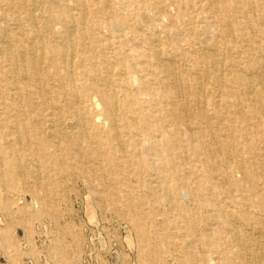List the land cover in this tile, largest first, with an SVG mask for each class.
I'll return each mask as SVG.
<instances>
[{"label":"rangeland","instance_id":"rangeland-1","mask_svg":"<svg viewBox=\"0 0 264 264\" xmlns=\"http://www.w3.org/2000/svg\"><path fill=\"white\" fill-rule=\"evenodd\" d=\"M107 1L87 0L88 12L94 15L112 12L123 17L124 22L121 23L126 31L125 38L132 37L128 35V30L136 23L138 32L140 28L145 29L144 23L136 17L140 12H148L151 25L148 31L153 34L151 38L155 40V49L159 51L163 64L172 63L173 68L184 77L193 73L202 75L209 115L228 111L234 119L239 120V115L233 113L236 108L232 105L243 98L241 91L234 96L231 92L236 87L218 86L210 78L206 79L207 68L199 66L192 53L190 43H210L213 49H219V62L223 66L228 64L229 55L222 52L225 47L222 42L225 40L214 36L215 28L207 34L204 30L206 20L197 18L198 10L202 9L181 6L175 0ZM67 4L73 6L75 3L68 0ZM5 12L20 11L17 8H0V16ZM35 14L33 12L31 19L22 23V36L25 39L38 42L40 38L35 33V26L42 28V22L56 27V30L62 29L49 14L41 13L40 18L39 13L38 17ZM5 20L7 25L17 28L18 25H14L10 18ZM2 25L1 20L0 29ZM196 28L198 34L194 35L193 29ZM108 30L114 31V27L110 25ZM125 42L130 45L131 55L136 51V57L142 58L141 48H136L130 40ZM228 44L232 43L229 41ZM85 53L88 56V59L82 60L85 63L95 59L109 67L120 63L119 48L100 49L89 40H84L80 42L77 53L68 57L69 62L74 64L72 79L82 74V67L77 65ZM233 55L243 57L238 52ZM126 59L129 60L128 57ZM150 59L152 67H159L157 55ZM172 59L175 64L171 62ZM45 70L43 75L47 83H41V77L35 74L21 76L19 85L25 89V98L20 99L12 83V75H8L0 64V264H181V249L185 245L196 255L208 254L209 246L199 247L195 234L186 232L182 208L186 205L192 217L202 219L209 214V207L203 197L191 198L181 185L185 182L194 185L210 183L225 188V177L221 173L212 174L213 171L209 170L208 160H213L215 154H210L203 147L201 139L193 133L197 126L194 120L188 116L180 127L167 119L160 121V112H153L155 102L146 103V119L150 123L162 122V126L157 131L152 130V134L163 145L164 154H171L179 169L166 173L158 166L149 168L139 165L136 171L146 179L145 183L130 168L129 161L135 157V151L128 144L123 145L115 155H105L102 162L96 159L93 151L91 155L81 157L79 147L69 148L68 140L72 135L83 142L104 139L109 123L105 122L101 128L97 126L94 135L78 130L73 120L65 114V108L73 106L80 109L89 96L101 103L99 96L92 89L84 90L83 85L74 84L76 79H73L74 95L79 98L77 103L73 102L71 94L65 97L61 94L58 76L50 74L53 68L49 63ZM130 74L134 77L131 86L135 88H139L142 78L150 76L143 64H137ZM39 85L42 89L35 91ZM261 98L264 99V90ZM18 127L23 129L22 132L19 133ZM205 130L209 131V128ZM176 131L180 133L179 140L187 150L178 158L172 156L175 148L169 150L166 147L170 135ZM131 138H134L133 133L127 132L125 139ZM53 143H60L62 153L68 152L65 164L60 160L61 155L51 147ZM119 143V140H112V145L117 149L121 148ZM209 143L206 141L205 145ZM102 146L108 149L106 142ZM160 154V151L154 150L147 153L146 158L154 161ZM117 163H125L123 182L119 178L111 182L104 177L107 166L114 167ZM163 172L176 182L171 198L164 196L159 184ZM235 176L240 178L241 173L236 171ZM122 187L133 189L128 207L127 202L113 194ZM138 200L142 201V210L140 217L136 218L134 204ZM120 206H124L127 212L123 213ZM196 229H203V223L200 222ZM153 249H157V253Z\"/></svg>","mask_w":264,"mask_h":264},{"label":"bare ground","instance_id":"bare-ground-1","mask_svg":"<svg viewBox=\"0 0 264 264\" xmlns=\"http://www.w3.org/2000/svg\"><path fill=\"white\" fill-rule=\"evenodd\" d=\"M71 1L75 3L73 6H68V0H0V8H17L20 11L5 12L0 16V21H3L0 29V64L5 67L8 75H12L18 98H25V89L19 85L21 76L31 73L40 76L41 83L46 82L43 73L47 63L53 68L50 74L58 76L64 97L71 94L73 102L77 103L79 98L74 95V85H71L73 79H76L74 84L83 85L84 90H94L101 103L89 96L80 109L69 106L65 108V114L73 120L78 130L91 135L95 134L97 126L101 128L105 122L109 123V129L104 132V139L96 141L83 142L72 135L68 140L69 148L79 147L81 157L91 155L93 151L96 159L102 162L105 155H115L118 150H122L123 145L128 144L135 151V157L129 161L130 168L145 183L146 179L136 171L139 165L149 168L158 166L166 173L179 169L170 157L171 154H164L163 145L152 134V130L157 131L162 122L150 123L146 119V103L155 102L153 112H160V121L167 119L178 127L190 116L197 125L193 133L201 139L203 147L210 154H215L213 160H208L209 170L213 171L212 174L221 173L225 177V188L210 183L194 185L185 182L181 185L191 198L203 197L209 207V214L202 219L192 217L186 205L182 210L186 232L195 234L199 247L208 245L210 249L208 254L199 256L186 245L183 246L181 264H264V99L261 98L264 90V0H175L181 6L206 10H198L197 14V18L206 20L205 32L208 34L215 28L214 36L225 40L222 42L225 45L222 52L229 55L226 66L217 58L219 49H213L210 43L199 41L195 46L192 42L190 46L195 62L207 68L206 79L210 78L218 86L231 89L236 87L231 92L234 96L241 91L243 98L232 105L236 108L233 113L239 115V120L234 119L228 111H217L209 115L206 111L208 102L204 98L202 75H189L184 71L189 75L184 77L173 68L172 63L163 64L159 51L155 49V40L152 41L153 34L148 31L151 26L148 12H140L136 17L144 23L145 29L140 28L138 32L136 23L128 30V35L132 37L125 38L126 31L121 23L124 22L123 17L112 12L94 15L88 12L87 0ZM33 12H36L37 17L39 13V18L41 13L49 14L62 29L56 30V27L42 22V28L35 26L39 41L25 39L22 36V23L29 21ZM7 18L18 25L17 30L6 24ZM110 25L114 31L108 30ZM193 32L194 35L198 34L197 28ZM84 40H89L100 49L119 48L120 63L114 67L96 59L85 63L82 61L83 58L88 59L85 53L77 65L82 67L83 72L72 79L74 64L69 62L68 57L77 53L80 42ZM125 40L132 41L136 48L142 49V58L136 57V51L130 54V45ZM235 52L241 53L243 57H235ZM153 55L158 56L159 67H152L150 57ZM125 57L129 60H125ZM137 64H143L150 75L141 79L139 88L131 86L134 77L130 73ZM41 89V85L35 87V91ZM141 95L146 97L141 98ZM239 103L240 107L237 106ZM46 118L52 120L51 117ZM236 122L239 125H235ZM206 127L209 131L205 130ZM18 129L19 133L23 130ZM127 132L133 133L134 138L125 139ZM177 132L170 135V142L166 145L169 150L175 148L172 154L174 158L182 157L187 152ZM112 140H119L121 148H115ZM206 141L210 142L207 146ZM105 142L108 149L102 146ZM51 147L61 155L60 160L65 164L68 152L62 153L60 143H53ZM154 150L161 152L158 159L147 160V153ZM124 166L125 163L107 166L104 177L111 182L116 181V178L123 182L126 172ZM236 171L241 173L240 178L235 176ZM174 183L171 176L165 173L162 175L159 184L164 196L172 197ZM132 190L122 187L113 194L127 202L128 207ZM119 208L123 213L127 212L124 206ZM134 210L135 217L139 218L141 200L134 204ZM200 222L203 223V229H196ZM142 241L146 242L144 238ZM154 251L157 253V249Z\"/></svg>","mask_w":264,"mask_h":264}]
</instances>
